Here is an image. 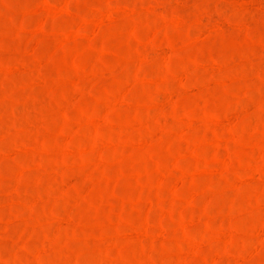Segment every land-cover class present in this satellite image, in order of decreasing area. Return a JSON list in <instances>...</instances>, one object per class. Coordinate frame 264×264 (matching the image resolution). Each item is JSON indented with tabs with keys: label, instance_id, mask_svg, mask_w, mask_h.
Masks as SVG:
<instances>
[{
	"label": "rangeland",
	"instance_id": "obj_1",
	"mask_svg": "<svg viewBox=\"0 0 264 264\" xmlns=\"http://www.w3.org/2000/svg\"><path fill=\"white\" fill-rule=\"evenodd\" d=\"M0 264H264V0H0Z\"/></svg>",
	"mask_w": 264,
	"mask_h": 264
}]
</instances>
